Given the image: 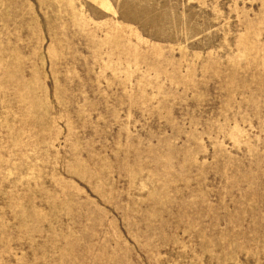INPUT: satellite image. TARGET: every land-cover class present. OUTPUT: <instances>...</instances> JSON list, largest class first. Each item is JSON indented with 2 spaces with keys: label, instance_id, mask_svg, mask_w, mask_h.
<instances>
[{
  "label": "rangeland",
  "instance_id": "rangeland-1",
  "mask_svg": "<svg viewBox=\"0 0 264 264\" xmlns=\"http://www.w3.org/2000/svg\"><path fill=\"white\" fill-rule=\"evenodd\" d=\"M0 264H264V0H0Z\"/></svg>",
  "mask_w": 264,
  "mask_h": 264
}]
</instances>
